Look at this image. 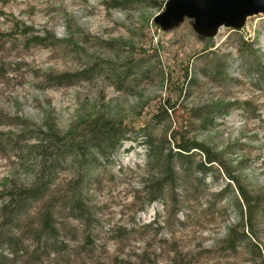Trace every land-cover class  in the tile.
Returning <instances> with one entry per match:
<instances>
[{"label":"rangeland","instance_id":"obj_1","mask_svg":"<svg viewBox=\"0 0 264 264\" xmlns=\"http://www.w3.org/2000/svg\"><path fill=\"white\" fill-rule=\"evenodd\" d=\"M130 1L114 6L113 0H0V10L19 21L16 25L0 18V33L8 35L0 36V193L14 182H33L40 165L31 154L30 147L37 143L33 131L54 129L79 136L82 123L99 112L121 116L130 129L144 124L167 96L156 69L177 66L207 41L214 43L210 50L215 55L193 60L200 82L177 114L183 120L192 108L220 100L232 103L228 113L206 129L194 121L188 126L193 136L221 154L236 182L214 165L206 173L188 174L185 182H177L174 194H162L146 204L142 192L146 148L137 133L127 132L104 160L97 153L95 167L81 171V193L91 218L81 219L69 209L66 182L77 167L66 156L57 163L47 192L50 197L60 193L63 200L58 203L66 205L53 212L66 227L60 233L62 248H41L27 232L24 253L15 260V255L3 251L7 256L0 264H264V214L253 234L262 259L244 241L235 250L223 242L241 220L234 202L237 182L264 197V77L249 74L239 50L240 38L254 40L264 62V14L249 17L238 32L222 28L207 39L197 35L187 19L172 30L158 28L154 17L167 0ZM27 26L31 30L23 34ZM125 56L136 62L144 58L145 67H152L130 90L117 89L107 71L72 84L47 81V73L76 72L93 60L120 63ZM216 56L227 66L229 82L202 76L207 61ZM21 135L27 138L22 140ZM42 207L43 200L27 207L29 216L24 219L33 220L34 228ZM19 224L23 226L24 220ZM34 250L45 252L30 258Z\"/></svg>","mask_w":264,"mask_h":264},{"label":"trees","instance_id":"obj_2","mask_svg":"<svg viewBox=\"0 0 264 264\" xmlns=\"http://www.w3.org/2000/svg\"><path fill=\"white\" fill-rule=\"evenodd\" d=\"M113 2L114 6H125L131 1L113 0ZM153 3L158 4L156 1ZM1 17L12 20L16 25L19 24L15 17H11L2 10H0ZM30 30L31 28L27 26L23 27L21 32L27 34ZM234 31L238 32L239 30ZM78 32L81 33V29ZM0 36L8 35L0 33ZM239 44V50L247 63L249 74L264 77L262 53L256 42L242 37L239 39ZM213 47L214 43L207 41V45L202 50L190 54L177 66L166 65L163 69H156L155 72H160L165 84L167 96L160 100L155 111L150 112L147 121L140 126L130 129L121 116H109L104 112H99L82 123L84 130L79 136L74 132L62 133L54 129L43 131L40 128L33 131L37 143L30 147L31 154L36 156V161L40 164L33 182L27 185L14 182L0 193V200L3 199L0 209V258L3 259V262L7 256L2 254L3 251L15 255V260L22 252L24 253L22 242L23 236L27 232H30L29 236L35 244L42 245L41 248L46 250L56 248V251L62 248L63 242L60 233L66 227L63 222L58 223V220L53 218V212L58 206L63 210L66 205L58 203L62 199L59 198L60 193L50 197L47 192L49 184L54 181L56 176L57 163L63 161L66 156L72 158V162L77 167L73 172L74 176L66 182V188L71 191L70 200L67 201L69 209L81 219L89 220L91 218L90 210L86 206L85 195L81 193L82 177L84 176L81 171L84 167H95L97 159L94 155L97 153L101 154L104 160L107 157V151L120 146L121 140L127 132L137 133L140 142L146 148L147 175L142 180V192L146 198V204L157 200L162 194H174L177 182H185L188 174L206 173V170L211 169V166L214 165H219L222 170L226 171L231 182L235 181V177L224 165L221 154L193 136L188 126V122L192 124L194 121L200 125V128L206 129L215 123L218 116L225 112L228 113L227 110L232 103L220 100L205 108H192L187 119L182 118L183 120H179L180 116L177 114L178 108L200 82L199 76L193 68V60L195 57L206 60L208 55H215V52L210 50ZM217 58L216 56L213 60L207 61L205 72L212 75L201 71L202 76L219 81L224 78L229 82L232 79L226 72L227 66L223 67L222 62ZM105 62L102 64L94 60L89 61L87 65L76 72L47 73V81L57 84H72L77 80H86L87 76L92 73L105 74L107 71L111 74L108 77L117 89L130 90V88H136L139 78L143 79L148 76L152 69V67H145L144 58L136 62L125 56V59H121L120 63L112 59H107ZM133 71L134 73L131 75ZM185 122L186 124H184ZM23 124L26 126L25 122ZM2 134L0 132V136ZM20 138L24 140L27 137L21 135ZM236 185L234 202L241 213V220L239 227L232 228L223 242L226 243L225 246L228 249L235 250L237 243L244 241L262 259L260 247L254 241L253 234H255L254 228L258 224L260 214H264V201L262 200L264 197L251 193L238 182ZM36 200H43V207L37 220L39 224L34 228V221L29 218L26 221L24 217L29 216V214L27 215L28 205ZM21 220H24L23 226L19 224ZM18 232H21V235ZM88 237L84 236L86 242H89ZM38 252L43 253L45 250L42 252L32 251L30 258H37V255H40Z\"/></svg>","mask_w":264,"mask_h":264},{"label":"water","instance_id":"obj_3","mask_svg":"<svg viewBox=\"0 0 264 264\" xmlns=\"http://www.w3.org/2000/svg\"><path fill=\"white\" fill-rule=\"evenodd\" d=\"M264 14V0H167L154 17L163 30H172L186 19L202 37H214L221 28L240 30L247 19Z\"/></svg>","mask_w":264,"mask_h":264},{"label":"bare ground","instance_id":"obj_4","mask_svg":"<svg viewBox=\"0 0 264 264\" xmlns=\"http://www.w3.org/2000/svg\"><path fill=\"white\" fill-rule=\"evenodd\" d=\"M221 29H222V28H221ZM231 30H232V29H231ZM219 31H220V30H219ZM219 31H218V32H219ZM196 34H197V33H196ZM217 34H218V33H217ZM217 34H216V35H217ZM197 35H199V34H197ZM216 35H215V36H216ZM199 36H200V35H199ZM215 36H214V37H215ZM200 37H202V36H200ZM203 38H213V37H203Z\"/></svg>","mask_w":264,"mask_h":264}]
</instances>
